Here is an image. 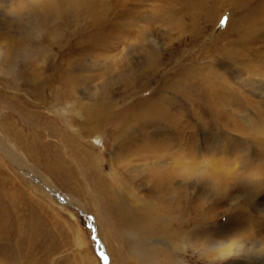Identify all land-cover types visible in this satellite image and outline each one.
<instances>
[{"label": "rangeland", "instance_id": "obj_1", "mask_svg": "<svg viewBox=\"0 0 264 264\" xmlns=\"http://www.w3.org/2000/svg\"><path fill=\"white\" fill-rule=\"evenodd\" d=\"M0 137L18 155L0 147V264H136L97 214L90 155L144 197L153 169L195 165L169 184L171 259L264 264V0H0ZM162 229L142 264L169 259Z\"/></svg>", "mask_w": 264, "mask_h": 264}, {"label": "bare ground", "instance_id": "obj_2", "mask_svg": "<svg viewBox=\"0 0 264 264\" xmlns=\"http://www.w3.org/2000/svg\"><path fill=\"white\" fill-rule=\"evenodd\" d=\"M76 82H77V78L75 76L71 75V85H72L71 88L73 90L75 89L74 84H76ZM194 93L195 94L197 93L199 95V92L197 90H194ZM151 99L152 98H146V105H143L144 110L137 113L139 116V118H137L138 123H145V121L150 118V114L155 110L154 108L156 107V105H153V102H152L153 100H151ZM149 101H151V102H149ZM88 114H90L92 116H95V115L98 116L99 115L93 111H89ZM118 121H120L118 126L123 125V126L127 127V129L132 125L131 123H133V122H126V120H118ZM98 123H100V121H97V124ZM89 124H90V122H89ZM91 125H92V122H91ZM100 126H101V124H98L97 127L91 126L92 127L91 131H93V132L97 131L99 128H101ZM0 141H1L0 147L4 151V153H6V152L8 153V157L11 156L12 152H14V154L18 157V155L15 153V150L10 148L11 146L9 147V145H7L1 137H0ZM159 149H161V148L159 147ZM90 152L91 151H89L88 153H90ZM88 153H87V155H88ZM162 153H163V150L158 151L156 148L155 151L153 150L151 152L150 156L146 154L144 159L145 160H150V159L152 160L155 157L159 158V156H155L153 154H158L161 156ZM84 154H86L85 151H84ZM126 155H129L128 151L125 153V156ZM151 155H153V156H151ZM90 157H91V159H88V160H91V162H92L91 166L92 167H90V169H87V168H84V169L86 170V172H88V171L92 172V174H93L92 176L94 178V183H96L95 185L100 190V192H101L100 195H102V200H99L100 198L97 199V200H99L100 205L97 203V200L95 202L96 203L95 204L96 210L98 212L97 214L100 215V212H101V209L99 207H102V208L104 207L105 211L102 210L104 217H107L108 219L111 220L110 224L112 226H114L115 230L118 233L117 237H119L120 241L118 240V238H116V239L118 240L117 242H118L119 248H122L123 241L126 242V240H128V244L130 246H132V248H133L131 250V252H132L133 256L136 258L135 263L136 264H142V262H144V259L147 256L148 248L147 249H145V248L147 245V240L149 238L150 228L154 229V227H157V228L162 229L163 223H164L165 228L162 229V231H163L162 233H164V231L167 232L166 237H170L169 245L173 246V247H170L171 252L166 251V255H168V257L170 259V260L169 259L166 260V264H178L177 262H175V260L173 258L171 259V256L175 252H177L178 250H180V251L185 250L186 247L181 246V241H182L181 240V233L177 232V231H173L172 228L176 227V222L178 220H180L181 218H185V217L184 216L182 217L181 214L179 217L177 215L176 219H171L169 217V214H176L177 213L176 210L174 209V204H172V202H170L171 198L169 199L171 192H173V190L170 188L171 185L169 186V184L172 183L173 180L176 178H183L185 180H191L192 178H194L195 175H194L193 170L195 169V165L190 164L187 167L188 169L184 168L180 164H176L177 166L173 165V167H168V169L163 170V171H155V169H153L154 173L153 174L151 173V175H152V179H155V185L156 186L152 187L148 191V194H147L148 197H144V196L139 195L137 193V191L134 192V189L129 185L128 181H126L123 178H121V181L120 180H119V182L117 181L118 182L117 186L114 185L109 180L108 176L105 177L106 175L104 173H102L101 168L97 165L96 161L98 159H96V156L92 157L90 155ZM11 161L14 162V164L16 165L17 158H15V157L11 158ZM129 164L130 163H128L127 165H129ZM24 165H26V163H24V161H22V164H20V165L17 164V166H19V167L24 166ZM95 167L98 170H95L96 169ZM26 169H28V171L25 169H22V172H24L28 175L35 174L37 176V178L39 177L38 176L39 173L32 166L28 165V167ZM122 169H124V168H122ZM122 169H121V167H119V169L117 171L121 175L124 176L125 173ZM126 173H128V171ZM78 175H79V173H78ZM128 176L130 177V179H131V177H133V179L136 180L134 175L129 174ZM125 178H126V175H125ZM131 182H133V181H131ZM261 182L264 183V181H261ZM47 183H49V180H48V182L46 180H43V184H47ZM241 184H244L245 186H247V184L244 182ZM257 186L259 187L260 185H257ZM255 188H257V187H252V190ZM45 189H47V188L45 187ZM55 194L58 195V190L55 191ZM251 194H254V193H251ZM198 206H199V204L193 205V207L191 208L192 213L189 216V220L194 219L195 220L194 222L197 223L196 225H198V220L196 218L197 214H195V213H197L196 211H197ZM167 209H168V216L165 220V216L167 215V212H165V211ZM102 215H100V216H102ZM102 221H105V220L102 219ZM149 221H152V227L149 226ZM184 222H185V219H184ZM184 222H183V227H184ZM187 223H188V221H187ZM105 224L107 225V222ZM188 224L192 225L190 221ZM159 225H161V226H159ZM100 229H101V227H100ZM177 229H181V227L177 226ZM195 229H196V227L192 228V231ZM183 233H185V231H183ZM239 236L236 237V239H235L236 243L235 244L238 243L240 245L239 248H242L243 247L242 244L244 242L241 241L242 239ZM239 245H237V246H239ZM175 254H177V253H175ZM116 256H117L116 259L121 257L120 254H117Z\"/></svg>", "mask_w": 264, "mask_h": 264}]
</instances>
